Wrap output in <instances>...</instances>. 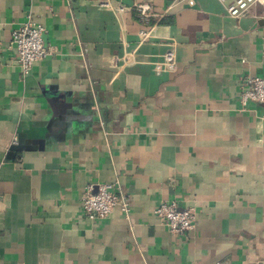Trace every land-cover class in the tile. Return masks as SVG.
I'll list each match as a JSON object with an SVG mask.
<instances>
[{"label": "crops", "instance_id": "obj_1", "mask_svg": "<svg viewBox=\"0 0 264 264\" xmlns=\"http://www.w3.org/2000/svg\"><path fill=\"white\" fill-rule=\"evenodd\" d=\"M233 1L0 0V264H264V105L240 101L264 79V5ZM28 22L49 55L24 74ZM104 183L130 211L90 222ZM163 202L193 229L170 233Z\"/></svg>", "mask_w": 264, "mask_h": 264}, {"label": "built area", "instance_id": "obj_2", "mask_svg": "<svg viewBox=\"0 0 264 264\" xmlns=\"http://www.w3.org/2000/svg\"><path fill=\"white\" fill-rule=\"evenodd\" d=\"M224 3L225 0H218ZM264 5V0H234L226 8L229 17L237 19L245 15L253 5ZM143 20H149L150 7L137 5L134 7ZM44 27L40 24L26 23L11 32L9 43L15 53V63L27 74L31 68L48 55L49 50L44 46L42 34ZM142 38L148 36L141 32ZM164 67L170 71L176 70L173 52L164 56ZM162 66H156L159 72ZM240 101L243 106L247 102L264 105V79L257 76H247L243 82ZM130 198L118 191L116 183L97 185L96 189L88 186L81 201V213L90 222L106 219L114 210L127 215L130 211ZM154 217L173 235H183L193 229L197 221V213L193 208L181 209L175 202H163L153 209Z\"/></svg>", "mask_w": 264, "mask_h": 264}]
</instances>
